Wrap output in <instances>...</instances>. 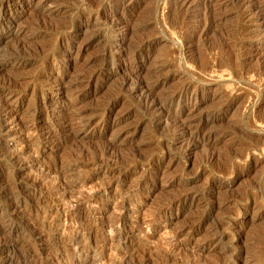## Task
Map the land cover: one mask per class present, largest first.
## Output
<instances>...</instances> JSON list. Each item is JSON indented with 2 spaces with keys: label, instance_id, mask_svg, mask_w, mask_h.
I'll return each instance as SVG.
<instances>
[{
  "label": "rangeland",
  "instance_id": "rangeland-1",
  "mask_svg": "<svg viewBox=\"0 0 264 264\" xmlns=\"http://www.w3.org/2000/svg\"><path fill=\"white\" fill-rule=\"evenodd\" d=\"M211 1L0 0V264H264V0Z\"/></svg>",
  "mask_w": 264,
  "mask_h": 264
},
{
  "label": "bare ground",
  "instance_id": "bare-ground-1",
  "mask_svg": "<svg viewBox=\"0 0 264 264\" xmlns=\"http://www.w3.org/2000/svg\"><path fill=\"white\" fill-rule=\"evenodd\" d=\"M176 1V0H175ZM179 2H180V4H181V6L183 7V6H186V5H188L192 0H178ZM213 1V0H212ZM211 1V2H212ZM114 2V1H113ZM120 2V1H119ZM118 2V3H119ZM122 2H124V1H122ZM173 2V1H172ZM109 3V2H108ZM177 3V2H176ZM208 3V2H207ZM123 4V3H122ZM172 4H175V2L174 3H172ZM260 3H258V5H259ZM262 4V3H261ZM205 5H206V3H205ZM210 5H211V3H210ZM215 4H213V6H214ZM258 5H256V4H253L252 3V7L251 8H253V9H255V10H257L256 8H258ZM121 6V5H120ZM123 6V5H122ZM175 6L177 7L178 5H176L175 4ZM208 6V5H207ZM212 6V7H213ZM250 6V5H249ZM180 7V6H179ZM181 7V8H182ZM187 7V6H186ZM191 7V6H190ZM261 7V6H260ZM263 7V6H262ZM172 8H174L175 10H176V8L175 7H172ZM184 8V7H183ZM208 8V7H207ZM210 8V7H209ZM179 9V8H178ZM216 9V8H215ZM187 10H189L188 9V7H187ZM186 10V11H187ZM210 10H211V8H210ZM213 10H214V8H213ZM249 10V9H248ZM182 11V10H181ZM207 11V10H206ZM216 11H219V10H216ZM261 12H262V10H260ZM176 12V11H175ZM178 12H180V11H178ZM250 12V11H249ZM255 12V11H254ZM253 12V13H254ZM264 12V11H263ZM215 13V12H214ZM218 13H220V12H218ZM210 14V13H209ZM211 15V14H210ZM210 15H208L207 14V16L209 17ZM218 15V14H217ZM204 16H205V14H204ZM216 16V15H215ZM214 16V17H215ZM220 15H218V17L216 16L215 18H212V19H215V20H220L221 19V17H219ZM259 16H261V15H259ZM213 17V16H212ZM117 19V18H116ZM129 19V18H128ZM204 19V18H203ZM206 20H207V18H206ZM208 20H210V18L208 19ZM215 20H214V22H215ZM204 21V20H203ZM202 21V22H203ZM211 21V20H210ZM199 22V21H198ZM206 22L207 21H204V23L206 24ZM204 24V25H205ZM198 27V26H197ZM196 30V29H195ZM198 30H199V27H198ZM201 32H203L202 30H200ZM190 32V31H189ZM189 32H187V33H189ZM205 32V31H204ZM194 33H196V32H194ZM199 35H201V33L199 34ZM198 35V37H200ZM188 36V35H187ZM190 36V35H189ZM258 36H259V34H258ZM192 37V36H191ZM188 38V37H187ZM5 67V65L4 64H1L0 63V69L1 68H4ZM1 71V70H0ZM235 73V72H234ZM239 73V72H238ZM241 74V73H240ZM237 75V74H236ZM235 75V76H236ZM241 76V75H240ZM237 77H239L238 75H237ZM189 85V84H188ZM193 85V84H192ZM194 86V85H193ZM192 86V87H193ZM195 87V86H194ZM197 88V87H196ZM144 89V87L143 86H139L138 87V90H143ZM188 89V88H187ZM182 90V89H181ZM185 91H186V89H184ZM189 90V89H188ZM146 91V90H145ZM176 92H178V91H176ZM145 93V92H144ZM148 93H150V92H148ZM147 93V94H148ZM181 93H182V91H181ZM146 94V95H147ZM183 94V93H182ZM152 96V95H151ZM170 96H173L174 97V95H170ZM146 97H149L150 98V96H146ZM167 99H170V98H167ZM174 99V98H173ZM262 99V98H261ZM152 100V99H151ZM155 100V99H154ZM148 101V100H147ZM158 101V100H157ZM168 101V100H167ZM171 101H173V100H171ZM152 102V101H151ZM150 102V103H151ZM158 102H160V100L158 101ZM165 102V101H164ZM261 102V101H260ZM148 103H149V101H148ZM158 104V103H157ZM161 104V103H160ZM166 104V103H165ZM258 104V103H257ZM171 105V104H170ZM157 107V106H156ZM169 107V106H168ZM164 108V107H163ZM151 109V108H150ZM153 109V108H152ZM157 109V108H156ZM161 109V108H160ZM154 110V109H153ZM158 110H159V107H158ZM166 110V109H165ZM162 111V110H161ZM167 111V110H166ZM254 111V110H253ZM160 112V111H159ZM164 115V114H163ZM10 117V116H9ZM204 121V120H203ZM207 121V120H206ZM202 122V121H201ZM207 123V122H206ZM180 127H182L181 129L183 130V132L181 133L182 134V138L184 139V138H186L187 140L189 139L191 142H193L194 143V146H193V148L194 147H198V146H200V145H206L205 147H208V145H214L216 142L214 141V139L215 138H217V133L216 132H211V133H203V129H204V125L202 126V127H200V128H196L195 130H193L192 129V127H191V125H184V124H181L180 125ZM239 130V129H238ZM72 131V130H71ZM207 132V131H206ZM209 132V131H208ZM247 133V132H246ZM216 136V137H215ZM192 143V144H193ZM212 145V146H213ZM212 148V147H211ZM16 157V156H15ZM225 169V168H224ZM15 188V187H14ZM19 190V189H18ZM12 193V192H11ZM13 195V194H12ZM23 203V202H22ZM16 206V205H15ZM18 208V207H17ZM72 216V215H71ZM80 218V217H79ZM70 223V222H69ZM72 226H73V224H72ZM74 227V226H73ZM6 229V228H5ZM39 232V231H38ZM64 233V232H63ZM8 235V234H7ZM6 235V236H7ZM10 235H11V233H10ZM9 237V236H8ZM5 238H7V237H5ZM125 238V237H124ZM55 240V239H54ZM49 241V240H48ZM11 243V242H10ZM130 246V245H129ZM124 249V248H123ZM130 252V251H129ZM137 255V254H136ZM25 256H27L26 258H34L35 256H33L32 254H26ZM142 257V256H141ZM133 258V257H132ZM139 258V257H138ZM142 258H144V257H142ZM141 258V259H142ZM128 259V258H127ZM39 260V259H38ZM128 261H129V259H128ZM126 262V261H125ZM127 263V262H126ZM140 263V262H139ZM142 263V262H141ZM128 264V263H127Z\"/></svg>",
  "mask_w": 264,
  "mask_h": 264
}]
</instances>
